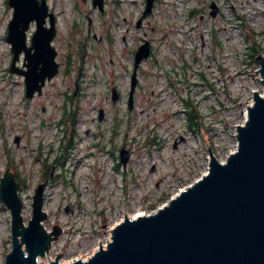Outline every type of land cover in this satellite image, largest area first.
<instances>
[{
	"label": "rangeland",
	"instance_id": "rangeland-1",
	"mask_svg": "<svg viewBox=\"0 0 264 264\" xmlns=\"http://www.w3.org/2000/svg\"><path fill=\"white\" fill-rule=\"evenodd\" d=\"M47 1L60 70L27 99L24 75L9 70L13 7L0 0V178L10 167L26 179L25 223L35 188L46 184L44 224L63 234L40 259L60 254L67 263L106 246L125 215L154 211L198 179L210 148L220 159L236 148V127L254 91H264V0H154L140 25L146 0H105L104 10L93 0ZM35 29L32 21L28 43ZM146 39L153 49L137 69L130 108L135 47ZM65 105L76 111L73 124L62 121ZM62 143L64 164L47 170ZM10 247L11 212L0 201V264Z\"/></svg>",
	"mask_w": 264,
	"mask_h": 264
},
{
	"label": "water",
	"instance_id": "water-1",
	"mask_svg": "<svg viewBox=\"0 0 264 264\" xmlns=\"http://www.w3.org/2000/svg\"><path fill=\"white\" fill-rule=\"evenodd\" d=\"M153 1L147 0L138 25L152 11ZM104 3L93 0L101 10ZM7 4L13 7L6 35L13 54L9 70L24 75L25 97L31 99L37 91L41 94L45 83L60 70L52 43L56 16L47 0H7ZM211 6L215 14L218 7L215 2ZM32 21L36 29L28 43ZM150 53L148 40L135 53L130 108L137 69ZM21 56L23 65L18 63ZM257 59L264 85V56L259 54ZM118 95L113 88L114 101ZM236 129L237 146L225 159L210 148L208 170L198 179L156 210L124 217L113 227L105 247L100 245L87 259L79 257L67 263L60 260V254L47 263L40 259L63 234L61 225L49 230L44 224L48 217L44 209L46 184L41 182L35 188L32 215L25 223L21 182L7 167L0 178V201L11 212V247L4 264H264V91H254L246 119Z\"/></svg>",
	"mask_w": 264,
	"mask_h": 264
},
{
	"label": "trees",
	"instance_id": "trees-1",
	"mask_svg": "<svg viewBox=\"0 0 264 264\" xmlns=\"http://www.w3.org/2000/svg\"><path fill=\"white\" fill-rule=\"evenodd\" d=\"M250 47H251V51H250L249 54L251 55V58L254 59V58L257 57V54H256V53L259 52L260 47H259V45H253V46H250ZM258 55H259V54H258ZM75 117H76V111H74V112L72 113V111H70V109L68 108V106L65 105V108H64L63 113H62V121H63V122H68V121H69V123L73 124V122L75 121ZM188 123H189V125H191L192 123H195V124L198 125V121H197V119H196V115H195V113H190V114H189V122H188ZM71 143H72V142H71V140H70L69 144H71ZM60 148H61V150H60V152L58 153V156H56L55 158H53L52 161L46 163V165H47V170L51 167L52 164H53V165H55V164L63 165V164H64V160H62V159H63V158H62V155H63V153L66 151V149H67V145H65L64 143H62V144L60 145ZM15 174L17 175L16 178H17L19 181H21L22 184L25 183V180H26V179H25L23 176H21L20 173H16V172H15ZM46 174L49 176V172H48V171H46ZM58 175H59V174H58Z\"/></svg>",
	"mask_w": 264,
	"mask_h": 264
},
{
	"label": "bare ground",
	"instance_id": "bare-ground-1",
	"mask_svg": "<svg viewBox=\"0 0 264 264\" xmlns=\"http://www.w3.org/2000/svg\"><path fill=\"white\" fill-rule=\"evenodd\" d=\"M140 214H143V213H140ZM140 214H136V215H133V216H132V215H125V217H126V216H128V217H136V216H138V215H140ZM110 238H111V235L109 236L108 240H109ZM104 246H105V245H104ZM86 259H87V258H86Z\"/></svg>",
	"mask_w": 264,
	"mask_h": 264
},
{
	"label": "flooded vegetation",
	"instance_id": "flooded-vegetation-1",
	"mask_svg": "<svg viewBox=\"0 0 264 264\" xmlns=\"http://www.w3.org/2000/svg\"><path fill=\"white\" fill-rule=\"evenodd\" d=\"M147 1V0H146ZM141 22V21H140ZM137 25H138V22H137ZM140 25V24H139ZM139 46H140V44L139 45H137L136 47H135V53H136V51L138 50V48H139ZM152 49H153V47H152ZM134 56H135V54H134ZM19 137H21V136H19ZM20 139V138H19Z\"/></svg>",
	"mask_w": 264,
	"mask_h": 264
},
{
	"label": "built area",
	"instance_id": "built-area-1",
	"mask_svg": "<svg viewBox=\"0 0 264 264\" xmlns=\"http://www.w3.org/2000/svg\"><path fill=\"white\" fill-rule=\"evenodd\" d=\"M111 239V238H110ZM108 243V242H107ZM95 251H93L92 253L89 254V256H91Z\"/></svg>",
	"mask_w": 264,
	"mask_h": 264
}]
</instances>
